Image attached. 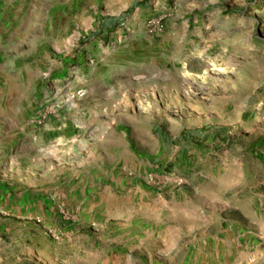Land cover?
Wrapping results in <instances>:
<instances>
[{"label": "rangeland", "instance_id": "rangeland-1", "mask_svg": "<svg viewBox=\"0 0 264 264\" xmlns=\"http://www.w3.org/2000/svg\"><path fill=\"white\" fill-rule=\"evenodd\" d=\"M0 264H264V0H0Z\"/></svg>", "mask_w": 264, "mask_h": 264}]
</instances>
